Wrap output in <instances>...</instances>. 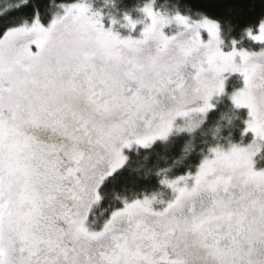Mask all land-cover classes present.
Returning <instances> with one entry per match:
<instances>
[{"label": "rangeland", "instance_id": "rangeland-1", "mask_svg": "<svg viewBox=\"0 0 264 264\" xmlns=\"http://www.w3.org/2000/svg\"><path fill=\"white\" fill-rule=\"evenodd\" d=\"M251 34L262 45L240 48L209 18L153 1L113 16L84 0L0 37V264H264V22ZM233 76L243 85L230 93ZM227 94L248 109L251 144L212 149L167 181L169 200L137 199L87 227L129 151L196 130ZM196 203L209 211L195 217Z\"/></svg>", "mask_w": 264, "mask_h": 264}, {"label": "trees", "instance_id": "trees-1", "mask_svg": "<svg viewBox=\"0 0 264 264\" xmlns=\"http://www.w3.org/2000/svg\"><path fill=\"white\" fill-rule=\"evenodd\" d=\"M78 1L84 0H0V37L9 29L32 23L37 19L48 24L62 4ZM86 1L91 2L95 9H104L113 16L131 13L140 5L153 1L160 11L178 12L191 19L209 18L217 22L226 45L234 43L240 48H256L262 45L251 33L256 34L258 27L264 22V0ZM183 77L190 78L182 74L177 81ZM242 85L240 77L233 76L229 92L241 88ZM170 98L167 95L164 103L170 101ZM164 110L165 108L160 106L154 114ZM248 118V109L236 103L227 94L217 99L203 124L196 130L176 133L151 146L141 147L138 144L128 152L124 165L107 177L100 186L97 199L101 201V205L93 221L102 224L115 209L137 199L158 195L164 200H169L171 193L167 181L194 172L212 149L248 145L253 142ZM150 122L151 118L147 127L151 126ZM256 164L259 168H264V144L257 155Z\"/></svg>", "mask_w": 264, "mask_h": 264}, {"label": "flooded vegetation", "instance_id": "flooded-vegetation-1", "mask_svg": "<svg viewBox=\"0 0 264 264\" xmlns=\"http://www.w3.org/2000/svg\"><path fill=\"white\" fill-rule=\"evenodd\" d=\"M182 74H183V73H182ZM182 74H181V75H182ZM181 75H179L178 79L181 77ZM178 79H177V80H178ZM175 84H176V81H175L170 87L167 88V91H166L165 94L163 95L164 97H166V95L168 94V92L170 91V89H171ZM178 89H179V88H178ZM176 91H177V90H176ZM176 91H175V93H176ZM175 93H174V94H175ZM174 94L171 96V98L174 97ZM171 98H170V99H171ZM170 103H171V102H170ZM157 108H158V107H157ZM157 108H155V109L152 110L150 113H148V115L146 116V118L142 120V122L140 123V125H141V126H140V131H141V132H142V130L146 129L145 127L147 126V124H148V122H149L151 116L154 114V112H155V110H156ZM164 108H166V106H165ZM149 127H150V126H149ZM147 128H148V127H147ZM100 186H101V185H99V187H98V189L96 190V192L94 191V192H95V193H94L95 198L92 199V200H90V205H89V208H88V211H87V215H86V220H85V222H86L87 227L90 228V229H91V227H92L93 219L95 218L94 215H95V213H96L98 207L101 205V201H100L99 199H97L98 194H99L98 190L100 189ZM97 192H98V194H97ZM188 210H189L190 213L194 214L195 217H197L198 215H201V214H203V213L209 211V208H208V205H207V204H205V205H201V203H196V204L192 205ZM96 214H97V213H96ZM190 215H191V214H190ZM263 224H264V221H263ZM263 226H264V225H263ZM92 228H93V227H92ZM219 246H220V245H219ZM246 246H249V248H250V242H247V245H246ZM246 246H243L242 243L240 244V247H244L245 249L247 248ZM224 247L229 248L228 245H225ZM116 261H118V258H116ZM234 264H245V263H242L241 261H240V262H239V261H235Z\"/></svg>", "mask_w": 264, "mask_h": 264}, {"label": "water", "instance_id": "water-1", "mask_svg": "<svg viewBox=\"0 0 264 264\" xmlns=\"http://www.w3.org/2000/svg\"><path fill=\"white\" fill-rule=\"evenodd\" d=\"M189 78H182L179 81L176 82V84L170 89V92L168 95V97L170 98L176 91L177 88H179L180 86H182V84H184Z\"/></svg>", "mask_w": 264, "mask_h": 264}]
</instances>
